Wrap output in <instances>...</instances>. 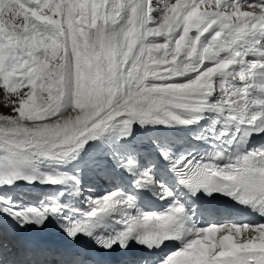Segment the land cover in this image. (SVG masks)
Wrapping results in <instances>:
<instances>
[{
  "label": "snow or ice",
  "instance_id": "obj_1",
  "mask_svg": "<svg viewBox=\"0 0 264 264\" xmlns=\"http://www.w3.org/2000/svg\"><path fill=\"white\" fill-rule=\"evenodd\" d=\"M0 88L15 113L0 115V185L64 186L40 207L20 208L0 195V212L21 227L51 216L70 239L87 235L105 251L127 249L132 239L149 250L181 240L159 264H264V222L197 227L157 179L156 164L141 167L134 150L112 159L134 177L133 188L171 198L159 211H145L122 188L84 195L78 175L39 167L64 165L117 128L124 139L136 122L207 119L195 137L206 149L176 157L160 148L177 188L227 195L264 216V145L248 147L264 133V0H0ZM65 194L82 196L85 207L63 202ZM7 247L0 238V250Z\"/></svg>",
  "mask_w": 264,
  "mask_h": 264
},
{
  "label": "rangeland",
  "instance_id": "obj_2",
  "mask_svg": "<svg viewBox=\"0 0 264 264\" xmlns=\"http://www.w3.org/2000/svg\"><path fill=\"white\" fill-rule=\"evenodd\" d=\"M154 2H155V0H154ZM161 2H162V0H161ZM0 115H15V113L12 111V105L10 103V100L5 98L2 88H0ZM138 125H140L138 122L134 123L132 126V129H131V132L135 128H137ZM205 125H207V124L203 123V127ZM107 134H108V137L111 136V138H113L114 142L119 141V145L115 149L119 150L121 152L120 155L127 156L129 154V151L132 150L133 148H135L136 150L139 148L145 149V147L147 145V141H144V142H146L145 144L142 141V140H144V138H140L139 142L137 140H129L127 137L124 139L118 140V137L120 136L119 128H117L113 131H110ZM151 139H155V137L151 138ZM100 143H101V141L98 143L100 146H106L107 145L106 147L110 148V147H108V144H105L103 141L101 144ZM106 151L110 152L111 149H108V150L106 149ZM111 153H112V151L110 152V154ZM138 153H139V156H141V158L143 159L142 160V167L144 165H146V167L151 166L152 163L150 161H145V158H147L144 154L145 152L143 153L140 151ZM103 155H104V153H101L99 155L96 154V155H94L93 158L104 157ZM81 156L82 155L76 157V161L79 164V167H76V168L73 166V168L67 169V165H66L67 163L65 164V166L64 165L58 166V165L51 163L49 161H42L41 164L39 165V167L44 172H53L57 169V167H59L60 171L78 175L79 181H80L79 187L84 192V195L101 196L107 192L113 191L114 189H118V187H119L118 179H119V175H120V168L116 167V164L114 163L112 157H110L107 161L97 162L94 159H89L88 157L86 158V156H83L85 159L83 157L81 159L80 158ZM87 159H89V160H87ZM64 168H66V169H64ZM18 181H16V183ZM23 181H25V180H23ZM25 182H27V181H25ZM31 183H36L38 185L44 186L48 190H50V189L54 190V192L51 194L46 193V198H49L51 196L56 195L57 193H60L61 191H64L63 185H51V184H47V183H42L40 180H37L35 182H31ZM88 189H92V191L88 192ZM43 192H45V191H43ZM4 193H6V191ZM37 196L39 197V199H41V198L45 199L43 194H41L40 192ZM81 200H83L82 196H72L70 194H65L62 197V201L65 203L71 201L72 204H82L80 202Z\"/></svg>",
  "mask_w": 264,
  "mask_h": 264
},
{
  "label": "bare ground",
  "instance_id": "obj_3",
  "mask_svg": "<svg viewBox=\"0 0 264 264\" xmlns=\"http://www.w3.org/2000/svg\"><path fill=\"white\" fill-rule=\"evenodd\" d=\"M175 127V128H173ZM188 127L189 126H180V128H177V126H164V125H155V130L157 131V135L158 136H162L164 132H171L167 137V140H171V138H179V140L181 141H178V144L175 146V149L176 150H181L182 147L185 145V144H191L192 141L195 140V138H189L188 137V133H187V130H188ZM151 132L148 131V129L145 127V125H138L137 128H135L131 134L127 137L129 140H139L140 138H145L146 140L149 138L148 136L150 135ZM110 134V133H109ZM113 136V135H112ZM102 141L105 143V144H108V147L110 148H107L106 146H100L98 143ZM200 141V140H199ZM139 142V141H138ZM100 143V144H101ZM165 142L163 140H161L160 138H157L156 141L154 142H151V141H148V145H146V152L148 154H158L160 152V148H162L163 146H161L162 144H164ZM195 146H204V145H207L205 142H198L197 140L194 141L193 143ZM119 145V141H115L113 140V138L108 137V134L106 133L102 138L100 139H97V140H93V141H89L87 145H85L84 149L79 153L78 156L82 155L80 158L82 159L83 156H86V158L88 157L89 159H94L96 160L97 162H104V161H107L110 157H112V153L114 152H118L119 154L121 153L119 150H116L115 148ZM260 145H264V144H260ZM106 149H111L112 153L109 154V153H106ZM110 151V152H111ZM101 153H104V157H94V155L96 154H101ZM153 156V155H152ZM84 158V157H83ZM85 159V158H84ZM83 159V160H84ZM87 159V160H89ZM80 160V159H79ZM83 162V161H82ZM52 163V162H51ZM45 165V164H44ZM67 169L68 168H73V166L76 168V167H79V164L78 162L75 160H71L70 162H68L67 164ZM42 166V165H41ZM65 166V164H64ZM66 169V168H64ZM75 173V172H74ZM26 181V180H25ZM23 180H19L17 183L15 182L14 184H12L11 186L9 185H0V189H7L9 190V192L7 193H3V191H0V195H3L4 197H7V198H10L11 199V202L20 207V208H27V207H38V206H41V203L44 202V203H48L50 201H39V199H37V196L36 194L34 193H31L32 189H33V192H36L37 190L36 189H41L43 191H46V188L44 186H41V185H38L36 183H29L28 181L25 182ZM176 181V180H175ZM177 183V182H176ZM23 187H27L25 189L26 191V194L25 192L21 191L22 195H20L19 193V190ZM126 191V189H125ZM54 190H49L48 193H53ZM181 192V190H180ZM183 194H184V198H185V202L186 204H191L192 202V199H193V196L190 192H185L184 190L182 191ZM144 195L145 193L142 192ZM152 193L154 195L155 192L152 191ZM38 195V194H37ZM139 196H142L144 197L143 195H140ZM73 207H79L78 204H72ZM85 207V206H84ZM83 207V208H84ZM201 207V206H199ZM81 208V207H79ZM87 210V209H85ZM190 210V209H189ZM190 213L192 214V210H190ZM65 215H72L71 212H65ZM195 216L192 214V220ZM18 258L21 259V261H24V258L19 252H13V255H12V261L16 264L18 261ZM56 264H58V262H56ZM125 264V263H123ZM133 264V262H132Z\"/></svg>",
  "mask_w": 264,
  "mask_h": 264
}]
</instances>
